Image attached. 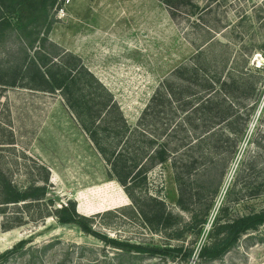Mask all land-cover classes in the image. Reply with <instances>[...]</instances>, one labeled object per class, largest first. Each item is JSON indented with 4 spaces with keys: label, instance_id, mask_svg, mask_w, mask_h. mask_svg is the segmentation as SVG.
I'll list each match as a JSON object with an SVG mask.
<instances>
[{
    "label": "rangeland",
    "instance_id": "1",
    "mask_svg": "<svg viewBox=\"0 0 264 264\" xmlns=\"http://www.w3.org/2000/svg\"><path fill=\"white\" fill-rule=\"evenodd\" d=\"M192 4L172 19L159 0H64L63 5L57 0L48 7L52 27L45 49L53 56L71 53L74 57L65 59L70 64L81 61L107 90H99L102 98L110 95L130 125L136 123L161 79L202 46L209 55L229 59V68L243 67L250 58V67L262 71L255 78L262 90V106L264 0H195ZM22 16L28 32L42 31L43 17H32L29 8ZM18 46L19 33L9 32L0 43V64H19L23 55ZM261 106L232 160L227 162L225 153L204 146L207 156L197 166L198 172L184 179L188 190L199 193L189 200L199 215L218 189L202 228L199 218L193 222L177 206L178 191L169 163L156 166L144 183L138 179L137 187L129 189L136 198L156 197L182 225H188L184 237L176 241L170 239L171 231L154 233L142 222L126 188L111 176L90 133L82 129L59 93L0 86V143L7 147L0 149V166L19 186L48 177L47 200L51 202L50 206L48 201L40 206L19 204L7 208L10 216L0 214V256L4 255L0 264H264V226L242 236L220 259H197L223 208L230 206L235 215L264 210V135L254 134L258 126L264 130ZM98 137L104 144L116 143L101 131ZM193 154L199 155L196 150ZM254 193L259 197L252 198ZM70 203L102 237L148 248L179 245L192 248L193 255L183 262L170 256L124 252L76 225L60 224L52 213L45 217L47 211ZM19 213L29 220L10 235L7 232L13 230H3L4 220L12 221Z\"/></svg>",
    "mask_w": 264,
    "mask_h": 264
},
{
    "label": "trees",
    "instance_id": "2",
    "mask_svg": "<svg viewBox=\"0 0 264 264\" xmlns=\"http://www.w3.org/2000/svg\"><path fill=\"white\" fill-rule=\"evenodd\" d=\"M159 1L173 19L183 7L193 6L195 0ZM56 2L0 0V43L5 41L9 32L16 30L19 33L18 48L23 55L17 65L0 64V86L59 93L82 129L90 133L91 141L109 165L111 176L126 188L142 222L154 233L171 231L170 239L179 241L188 230V225H182L179 217L156 197L145 194L143 198H136L129 191L137 187L139 180L144 183L147 174L156 166L169 163L178 191L177 206L188 212L193 222L199 218L198 225L202 228L218 189L211 193L207 207L199 215L189 201L199 193L194 188L188 190L184 179L198 172L197 166L207 156L203 154L204 146H209L213 152L225 153L224 160L227 162L234 158L256 108L261 106L262 90L255 78L262 71L250 67V58L244 61L243 67L229 68V59L221 54L209 55L203 46L199 47L187 62L161 79L136 123L130 125L110 95L102 98L100 91L107 90L84 68L80 59L81 64H70L65 59L73 58L71 53L62 51L53 56L46 51L45 44L49 41L52 27L47 17L48 7L55 6ZM63 3L64 0H61ZM26 8H29L32 17H43L42 31L28 32L27 26L23 27L22 13ZM261 110H264V102ZM96 123L98 126H95ZM99 131L114 138L116 143H102L98 137ZM254 134L263 136V127L258 126ZM5 145L0 143V149L7 148ZM194 150L199 153L198 156L193 154ZM47 188L48 177L33 179L27 185L19 186L0 166V214L10 216L7 208L19 204L27 207L44 205L48 201ZM258 197L257 193L252 196ZM48 202L50 206L51 202ZM231 211L230 206L222 209V215L210 229L207 243L198 253V260L220 259L242 236L264 226V210L245 215H235ZM51 213L60 224L76 225L84 233L124 252L170 256L183 262L193 255L192 248L179 245L148 248L102 237L92 230L89 219L78 213L72 203L54 212L47 211L45 217H50ZM24 217L25 213H19L12 221L7 218L3 230L11 231L24 225L29 216ZM7 233L12 235L18 231ZM9 253L7 251L6 254Z\"/></svg>",
    "mask_w": 264,
    "mask_h": 264
}]
</instances>
